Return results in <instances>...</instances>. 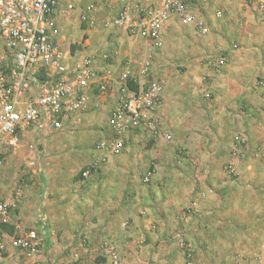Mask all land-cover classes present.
Returning <instances> with one entry per match:
<instances>
[{
	"label": "crops",
	"instance_id": "1",
	"mask_svg": "<svg viewBox=\"0 0 264 264\" xmlns=\"http://www.w3.org/2000/svg\"><path fill=\"white\" fill-rule=\"evenodd\" d=\"M197 5H203L205 8L209 5L212 15L214 13L211 20L213 26L221 28L228 24L238 31H244L245 46L249 44L263 52L254 56L259 57L258 60L264 68V26L261 25L264 22V12L242 6L241 0H211ZM54 19L55 33L67 62L72 63L74 60L88 57L95 66V77L83 91L86 108L78 115L74 124H66L59 130H25L20 134L18 145L6 151L7 160L0 166V196L6 200H9L12 194L7 187V165L21 154V149H26L36 159L31 160L34 165L25 170L32 179V184L24 185L22 198L20 202L17 201L12 212L8 231L13 233L17 230L35 229L40 236L43 251L40 255L26 257L9 248L4 258L0 259V264H91L93 253L105 255L101 258L104 262L99 264H108L110 257L106 250L112 247L117 251L124 245L130 249L129 253H133L137 246L140 250L148 249L153 253L157 252L159 257L164 255L170 260L173 256L180 257V252L166 243L175 233L173 223L183 217L186 220L191 219V225L195 222H209L212 227L208 229L212 234L206 233L208 241H211V236L214 237L213 233L216 231L225 237L229 229L233 230L235 226L232 227L230 223L234 217L231 218L229 213H221V205L217 200H212L220 187L222 191L230 193L233 186L222 170V163L227 160L224 152L218 155V150L213 151L218 155L214 156L212 151L200 149L206 162L200 163L204 180L199 183L195 181L194 176H197L198 172L194 167L161 165L159 155L154 154V149L151 150L148 163H151V159L158 163L152 162L155 180L147 185L143 198L140 170L129 165L116 164L126 163L123 159L134 160L135 153L130 157L128 151L133 150L130 149L133 141L138 140V136L147 131L143 128L129 130L124 148L118 155L98 146L100 141L110 136L109 117L118 96L119 73L123 64L119 60L128 58L123 60L131 63L137 78L135 85L140 86L144 80L149 79L148 74L139 75V61L145 54L156 52L152 42L98 23L95 26L88 25L89 27L83 30L84 36L77 41L79 46L72 48L70 37L76 29L75 20L66 23L69 18L63 16L58 9L54 13ZM166 28L168 23L162 31V36ZM115 42L119 43V48L114 56L112 51H115V48L112 44ZM231 50L225 65L218 69L208 67L205 59L190 60L192 66L188 74L196 80V87L201 86L199 78L202 74L209 78L213 98L208 100L202 97L205 116L213 105V99L216 107L212 110L221 111L224 102H230L231 94L237 95L248 90V75L243 71L251 66L254 59H249L247 53L237 51L240 47ZM101 79L108 82L105 92H99L96 87ZM163 91L162 102L156 109L161 128L171 120L173 102L170 89ZM262 138L260 141L264 145V137ZM196 154L199 155L198 152ZM248 159L249 162L246 160L242 165V175L249 173V178L253 179L257 177V173L264 176V161L254 165L250 158ZM86 169L88 176H80L81 171ZM248 188L253 189L250 183ZM192 199L194 200L191 211L187 209L189 211L185 215L181 207ZM142 210L144 213L140 215ZM195 211L199 213L196 215ZM190 213L195 215L192 214V217ZM252 220L253 218H248V221ZM124 221H129L130 228L123 229ZM191 225L184 230L193 240L197 238L199 231ZM202 229H205L204 225ZM248 230H251L250 226ZM194 246L195 264H207L205 255H211V246L206 242H196ZM227 251L222 249L221 253ZM240 264L255 263L247 258Z\"/></svg>",
	"mask_w": 264,
	"mask_h": 264
},
{
	"label": "rangeland",
	"instance_id": "2",
	"mask_svg": "<svg viewBox=\"0 0 264 264\" xmlns=\"http://www.w3.org/2000/svg\"><path fill=\"white\" fill-rule=\"evenodd\" d=\"M88 5H91L93 9L91 12L94 19L93 26L98 23L104 25L106 19L116 14L120 6L119 0H75V7L68 16L69 19H66V23L74 19L76 24L74 34L70 37L72 48L73 46H79L77 44L78 39L84 36L83 30L89 27L88 22L81 17L83 13H86ZM209 8V5L207 8L203 5L202 7L197 4L192 5L193 20L189 24H182L178 16L173 17L168 22V28H166L161 38V44L157 47L156 52L154 51L155 53L152 52L154 53V62L147 78L160 80L163 84V90L169 88L172 92L171 120L162 128L159 122L158 134L155 136L149 132L139 135L140 138L133 141L132 146L134 148L130 147L133 150L128 151L130 157L135 153L134 160L130 158L131 161L123 159L122 161L126 163L116 165H129L140 170V183L143 185L141 197L144 198L146 195L145 189L148 188L147 185L155 180L154 163H152L155 161L153 159H151V163L147 161L152 152L151 150L154 149V154L159 155L161 165L194 167L198 172V175L194 176L195 181L199 183L204 180L200 163L201 161L206 162L200 149L204 150L205 148V150L212 152L218 150V155L224 152L227 155V160L222 163V170L225 172L226 178L233 183V186H231L230 193L222 191L220 187L212 200H217V203L221 205L219 209L221 213L224 215L229 213L231 218L234 217V220H231L230 223L232 227L235 226L233 230L229 229L230 231L225 237L217 231L214 232V237L211 236V241H208L205 236L206 233L212 234V231L208 229V227H212L209 222H195L194 225H191V219L186 220L183 217L182 220L179 219L177 223H173L172 227L175 233L166 243L171 248L177 249L180 252V257L173 256L169 260V257L164 255L159 257L157 252L153 253L148 249L140 250L137 246L133 253H129L130 249L124 245V247H121L122 250L119 248L122 252L119 249L117 250L116 263H113L110 258L108 264H185L186 256L182 243H190L194 248L191 262L195 264L196 250L194 243L196 242H206L211 246V255H205L208 259L207 264H240L242 260L247 258L252 259L255 264H264V186H262L264 185V176L257 173V177L253 179L249 178V173L244 176L241 172L242 165L246 160L249 162L248 158L254 165L264 161V145L260 141L264 137V68H262V62L258 60L259 57L255 58L254 56V54L259 56L263 52L255 49L254 46L251 47L249 44L245 46V42H243L244 31H238L228 24L221 28L213 26L211 20L214 13L212 15ZM199 24L204 25L205 31L199 29ZM261 25L264 26V22ZM65 34H67V31ZM112 45L115 48V51H112L115 56L119 43L116 44L115 42ZM238 47H240V50L237 51L242 54L247 53L249 59L250 57L254 59L251 66L243 71L244 74L248 75V90L237 95L231 94L230 102H224L223 100L224 108L221 111L212 110L213 107H216V102L213 99V103L211 101L213 105L205 116L202 110L204 109L202 108L204 100L202 97L208 100L213 98L209 78H207L208 81L205 85L208 86L207 90L210 93L206 95L205 85L202 82V76L206 74L201 75L199 78L201 86L196 87V84H194L196 80L188 74L192 66L190 60L199 58V60L205 59L206 61V59L216 56L221 51L227 57L228 53L232 51L231 49L234 50ZM144 56L140 57L143 58ZM140 57L138 58L141 59ZM123 59L119 60L121 64L124 62ZM233 150L236 151L234 156L232 155ZM20 152L21 154L7 165L9 174L7 187L11 192L16 185H21L23 189L25 184H32V179L29 178L25 170L30 166L29 162L31 160L36 161V159L26 149H21ZM213 154L218 156L215 152ZM137 155H141L140 160ZM6 160L5 156L2 165L5 164ZM232 161L233 167L230 169L229 165ZM143 170L145 171L142 172ZM148 171L150 172V178L144 180L143 176ZM248 183L252 185L253 189L248 188ZM1 186L2 182L0 180ZM209 186L211 187V184ZM20 199L18 202H20ZM193 200L181 207V211L185 215L188 214L189 210L187 209L191 211L190 207ZM222 204L224 205L222 206ZM139 213L140 215L143 214L144 210ZM194 213L197 215L199 212L195 211ZM192 214L190 213V215ZM250 217L253 218L252 221H248ZM124 222L122 224L123 229L130 228L129 221ZM190 225L197 227V231H199L197 238L195 237L193 240L185 234L184 230H187ZM202 225L205 226V229H202ZM248 226L251 227V230H248ZM222 249L228 251L221 253ZM104 256L93 253L91 264L103 263L104 261L101 258ZM196 264L200 263L196 262Z\"/></svg>",
	"mask_w": 264,
	"mask_h": 264
},
{
	"label": "built area",
	"instance_id": "3",
	"mask_svg": "<svg viewBox=\"0 0 264 264\" xmlns=\"http://www.w3.org/2000/svg\"><path fill=\"white\" fill-rule=\"evenodd\" d=\"M211 0H119L116 14L106 19L104 25L123 30L152 42L153 48L161 44L165 25L178 16L182 24L193 20L192 5ZM242 6L264 12V0H241ZM75 0H0V166L6 151L16 147L20 134L28 129L59 130L74 124L86 108L84 89L95 77V66L88 57L67 62L56 36L54 13L58 9L68 17ZM93 9L87 6L82 19L93 25ZM199 29L205 31L203 24ZM154 62L152 52L139 61V75L146 76ZM227 62L221 51L206 59L208 67L218 69ZM207 76L202 82L207 83ZM118 96L109 117L110 136L99 142L112 154L124 148L127 132L143 128L152 135L158 134L156 109L161 104L163 84L160 80H144L136 86L137 78L131 63L125 60L119 73ZM135 85V87H134ZM99 92L108 89L101 79L96 84ZM205 93L209 95L208 86ZM236 151L233 150L234 156ZM34 165L33 161L29 162ZM233 167V161L229 168ZM88 176V169L82 172ZM150 178V172L143 176ZM22 196L21 185H16L9 200L0 196V259L9 248L26 256L40 255L41 239L35 229L8 231L12 212ZM185 264H192L194 248L182 243ZM116 263L117 251L106 250ZM11 264V263H6Z\"/></svg>",
	"mask_w": 264,
	"mask_h": 264
},
{
	"label": "trees",
	"instance_id": "4",
	"mask_svg": "<svg viewBox=\"0 0 264 264\" xmlns=\"http://www.w3.org/2000/svg\"><path fill=\"white\" fill-rule=\"evenodd\" d=\"M134 87H135V85H134ZM82 172H83V171H81L80 176H82Z\"/></svg>",
	"mask_w": 264,
	"mask_h": 264
}]
</instances>
